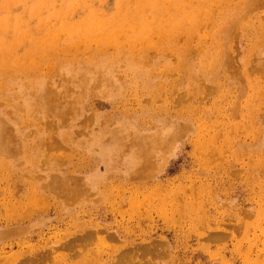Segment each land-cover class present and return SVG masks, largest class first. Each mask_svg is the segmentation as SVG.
I'll use <instances>...</instances> for the list:
<instances>
[{"label": "rangeland", "instance_id": "rangeland-1", "mask_svg": "<svg viewBox=\"0 0 264 264\" xmlns=\"http://www.w3.org/2000/svg\"><path fill=\"white\" fill-rule=\"evenodd\" d=\"M88 1L91 9L106 16L114 15L120 5V0H43L56 16L49 21L25 20L41 31L60 25V18L81 22L88 18ZM37 2L0 0V20L5 15L32 18ZM168 2L175 7V0ZM241 2L228 0V5L237 9ZM196 12L210 11L189 9L183 13L184 21H196L191 18ZM260 16L264 17V4L245 9L231 28L235 37L229 54L237 61L252 44L246 35ZM128 17L132 33H140L133 36V56L146 50L145 56L135 58L125 49L113 52L112 47L91 54L84 46L93 42L82 40L78 48L70 46V53L62 51L25 71L19 68L13 69L14 74L0 75V124L18 145L16 152L0 156V179L8 176L0 184V221L9 217L2 205L7 197L13 199L10 217L15 220L0 230L21 232L0 239V264H18L33 255L41 258L32 264H264V208L260 215L257 212L262 201L257 183L264 175L249 164L255 163L256 154L264 156V143L254 147L258 140L245 131V127L253 128L251 121L244 122L240 112L227 108L231 96L239 103L245 100L244 79L241 74L234 79L228 72L215 79V69L201 68L200 62L208 66L204 52L210 48L208 36L214 27L208 17L204 20L209 24L200 20L198 27L185 31L182 25L180 35L167 34L162 40L152 38L157 34L147 35V29ZM212 18L217 21L219 16L214 13ZM168 19L161 18L159 24H169ZM67 36L64 32L57 42L45 39L43 45L48 52L58 44L67 46ZM261 36L263 41V30ZM185 54L192 55L190 62L176 58ZM45 88L56 91L60 101L64 97V106L58 110L66 114L43 111L38 102ZM183 96L185 102L177 103ZM9 102L15 106L6 107ZM26 105L34 108L26 110ZM225 115L236 128L222 126ZM259 119L252 121L264 129ZM174 122L190 128L178 133ZM202 122L207 126L204 134H200ZM101 146L113 147L117 160L111 167L118 172L126 170L120 164L129 156L137 157L141 173L146 171L143 178L91 179L105 175ZM56 160L63 161L59 170ZM52 174L70 181L80 177L86 184L84 194L73 196L67 211L61 210L60 198L48 194L49 202L31 208L18 203L27 201L28 191ZM69 240L72 247L65 249ZM154 241L160 252H136L139 245ZM40 248L46 249L40 251L43 254Z\"/></svg>", "mask_w": 264, "mask_h": 264}, {"label": "bare ground", "instance_id": "bare-ground-1", "mask_svg": "<svg viewBox=\"0 0 264 264\" xmlns=\"http://www.w3.org/2000/svg\"><path fill=\"white\" fill-rule=\"evenodd\" d=\"M53 1L57 2L58 0H53ZM44 4L45 2H43V0H38L35 6V10L33 11L32 18H30L29 16L27 17L25 16L23 19L20 17L10 18V17H7L6 15L1 17V20H0V66H1L0 75L14 74L15 71H13V69L18 70L19 68H20L19 70L25 71L29 65H32V64L35 65V63L38 64L39 62H43V60L48 59L50 56H53L52 58L60 56L62 51L65 52V54L70 53L72 51L71 50L72 47L70 46L73 45L74 47L75 45L78 48L77 44L78 42L82 43V40L93 42L92 45L84 46L85 49H88V48L90 49L89 52L91 54H94L98 50L101 51V49H107L109 47H112L113 52L125 49L127 50L128 53H130L133 56L134 49H135L134 47L135 38L133 36L139 35L140 33H137V34L132 33V26L126 23V19L128 16H130L128 17V19H131V20L136 19L139 26L147 29V35L157 34V35L152 36V38L159 39V40H162L164 36L167 34L172 35V34L177 33L178 35H180V33H182V30L180 28L182 25L185 31L190 26L191 28L198 27L200 20H203L207 24H209L208 23V19H209L210 24L213 25L214 27L210 30V33L208 36V38H210V41H211L209 43L210 48L208 50H205L204 52L205 53L204 59L206 60L208 66L202 64L201 62H200V66L201 68L215 69V71L212 73L215 75V79L219 78L217 74H223L226 72L230 73L234 79H237L239 77V74H241L240 79H244V82H245V85H244L245 90H246L245 100L239 103L237 102L238 100L234 99V97L231 96L227 100V104H228L227 108H229L231 111L237 110L238 112H240L242 118L245 119V120L243 119L244 122L247 120L251 121L253 128L248 129L245 127L246 129L245 131L246 132L249 131V134L252 135L254 139L258 140L257 144L254 147H258V145H261L264 143V129H260L261 127L256 128L255 122L252 121L254 119L261 118L262 123H264V110H263L264 108V40L263 41L261 40L263 36V35L261 36L262 30L264 32V17L260 16L259 18H257L255 21L252 22L251 26L253 28L251 29L250 35L249 36L246 35L247 40H251L252 44L246 47L245 52L244 54H242L241 59L237 61L235 57H232V55L229 54L230 50L234 47V44L232 43L235 37V33L233 32V29L231 30V28L233 27L234 24L238 22L241 13L245 12V9L246 10L255 9L263 5L264 0H242L241 2L242 6H240L237 9L231 8L228 5V0H175V7L172 4H170L168 0H120L119 1L120 5L117 6V10L115 14L112 16H106L102 12H97L91 9L93 8V6L88 1L87 3L88 18L87 19L81 22H73L70 19L66 20L64 18H60L57 22V24L60 23V25L59 24L58 26L48 25L43 31H41L38 27L29 26L28 24L29 22H27L26 20L27 19L34 20L37 18L38 20L49 21L52 17L56 16V12L53 9V7H49V5L45 7ZM196 7H199V8H196ZM124 8L127 9L126 13L123 11ZM193 8L194 9L203 8V9H207V11H210V12L209 13L207 12L206 15L197 13V12L205 11V10H202V11H197L195 14H191L192 15L191 18L192 19L196 18V21H193L191 24H188L186 21H184L185 14L183 13H186L189 11V9H193ZM175 10L179 12H183V13H177ZM130 11L131 13L129 15L128 12ZM214 13L219 16L217 21H214V19L212 18ZM166 17L171 18L167 20L169 24L160 25L159 24L160 19L166 18ZM205 17H208V19L204 20ZM211 21L214 22L215 24H212ZM151 26L155 28H151ZM64 32H66L69 35L67 36V38L70 40L68 41V45L66 46L64 43L58 44L56 48L48 52L43 45V41H45V39H48L52 42H57L60 36L64 34ZM119 36H123V39L119 38ZM24 43L26 44L27 48H25ZM20 48H23L22 52L18 51ZM143 51H144V54H143ZM101 52H106V51H101ZM145 55H146V50H142V51L136 52L133 57L139 58L140 56H145ZM184 56L185 57L176 56V58H178V60H184V61H189V62L191 61V58H192L191 54L190 56L187 54H185ZM237 58H240V55H238ZM68 63L74 64L72 61H69ZM238 64H240L239 67L242 69V71L239 70ZM178 66H179L178 68L180 69L181 68L180 63H178ZM58 70L60 69H57V72ZM64 83L65 85L63 86V88H65V90L67 91L68 88L66 87L69 86V82L66 79ZM56 93H57L56 91L52 89H47V88L43 89L40 92V100L41 102L46 101V104L41 103V102H38V103L41 106H44L43 111L45 113L55 112L58 115H62L63 112H65V110L63 109L58 110L59 107L64 106L62 102V98L64 97H62L60 101L58 98H55ZM192 101H196V100H192ZM183 102H185L184 96L181 99L177 100V103H183ZM215 105L218 107H214V108L217 111H220L221 109L219 105L217 104ZM9 106L12 107L15 105L12 102H9L6 107H9ZM54 106H55V109H54ZM30 107L26 105V110H32L34 108V107L33 108H30ZM9 109L10 108H6V113H9L8 112ZM66 112L64 114H66ZM227 114L229 113L227 112ZM41 116H44V115H41ZM222 118L224 119L222 126L225 128L227 126L230 127L232 125L235 127L237 125V124H233L232 120L227 115L223 116ZM43 123L49 124L47 121H44ZM172 125L174 126V128L177 129L178 133H181V132L187 133V131L190 128V125L183 124L180 122L179 123L174 122L172 123ZM248 125H251V124H248ZM0 128H1L0 129V156L2 158V157H5L4 154L6 153L16 152L18 150V145L14 143L16 141L15 137L8 136V132L3 127L2 121L0 124ZM206 129H207V126L202 122L200 134H204L202 132ZM59 133L60 132L58 131L57 134ZM23 139L24 138H22V142H23ZM128 145H131V144H128ZM113 147H114V144H113ZM113 147L112 148L106 147L107 148L106 149L104 148V146H101L99 156L103 160V162L101 163V169L103 170L102 172L105 173V175L100 176V177L98 176L91 177V179H94V178L105 179L107 176L119 177V178H124L128 180L131 179V177L132 179L133 178L136 179L137 177L139 179L143 178L142 175L146 171L144 173H141L140 167H139L140 165H137L139 163L137 157L134 159V157L129 156L128 157L129 161H126L123 163L120 162L121 163L120 165H122L121 167L126 168L124 172H121V170L118 172L112 168L116 164L114 160H117L116 158H113ZM245 149L249 150L251 148L245 146ZM254 160H255V163L251 161L249 164L252 166V168L255 171L257 169L258 173L259 171L260 172L263 171V173H260V174L264 175V156L256 154V157L254 158ZM62 163L63 161L61 162L58 160L55 161L54 164H55V168H57L56 170L60 169V166L63 165ZM44 165H47V163H45ZM28 176L32 178V175H28ZM6 181H8V176L2 177L0 179V184H5ZM6 185L10 187L7 183ZM85 185L86 184L83 182V178L76 177L74 178L73 181H70L69 178L65 177L64 175L59 176V175L52 174L50 175V177L45 183L43 184L37 183L32 187L31 191H28L27 195H25V198L27 199V201L23 199V200H20L18 203L24 205L25 208L27 207L31 208V206H34V204H44L46 202H49L50 198L45 196V194H48L49 196L53 197L52 199H56V197L60 198L61 199L60 201L62 202V203H59L62 206L61 210L67 211L69 206L72 204L71 199L73 198V196H77L76 198H78L79 195L84 194L85 192L84 190L86 188ZM87 185L89 186V184ZM257 186H258L259 191L261 192L259 193V195L261 196L260 199L262 200L261 204L258 205V209H257L258 215H260L262 208H264L263 207L264 178L260 180L259 183H257ZM42 189L45 191L38 194L37 191H41ZM12 202H13V199L11 197L10 198L7 197L2 200V205L5 207V212L9 217H5L2 220L3 222L0 221V225H2L0 227H3V226L10 227L11 225L14 224L15 220H13V217H10L14 214L11 210ZM263 212H264V209H263ZM16 234L20 235L21 232L13 228L1 229L0 239L4 240V239L9 238L12 235L16 236ZM71 242H72L71 240H69L68 242L65 241L66 244L64 248L65 249L71 248L72 247ZM153 243H155V241L151 242V244L149 245H144V244L139 245L136 248V252L143 253V252H147L148 249H150L149 252L151 250L155 252H160L161 250L157 249V247H160L159 244L158 243L153 244ZM5 248L8 249L9 246H6ZM5 248L3 247V249ZM61 248H63V246ZM38 250L40 252V251H45L46 249L40 248ZM40 253L43 254V252H40ZM30 254L32 253L30 252ZM40 258L41 256L39 257V255H33V256H30L29 259H24V260L19 261L18 264H32L38 261ZM124 258L126 257H123L122 259Z\"/></svg>", "mask_w": 264, "mask_h": 264}]
</instances>
